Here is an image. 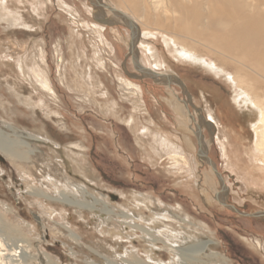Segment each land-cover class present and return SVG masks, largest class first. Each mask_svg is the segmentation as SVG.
Listing matches in <instances>:
<instances>
[{"label": "rangeland", "instance_id": "374dc122", "mask_svg": "<svg viewBox=\"0 0 264 264\" xmlns=\"http://www.w3.org/2000/svg\"><path fill=\"white\" fill-rule=\"evenodd\" d=\"M62 1L76 12V18L59 8L56 0H7L6 13H17L23 23L9 27L7 22H0V123L28 134L39 132L49 139L50 148L37 147L41 155L39 161L29 160L31 167L59 165L57 175L65 173L77 183L86 184L89 192L105 198L116 209L138 206L150 218L158 206L182 214L188 219L184 228L172 219L165 220V224L174 231L187 230L214 241L213 251L225 257L227 264H264V216L258 215L264 212V169L252 162L254 139L248 128L249 118L233 105L229 84L200 67L173 58L164 42L174 33L169 29L175 22L171 15L158 17L153 20L156 24L151 21V26L140 14L132 12L125 0H100L113 7L115 13L134 17L140 33L134 57L148 71L153 70L155 63L158 68L154 71L158 73L168 66L179 83L174 82L169 88L135 69L133 55L127 48L132 41L126 26L95 19L93 14L99 9L89 0ZM105 14L108 19L112 15ZM177 27L183 25L178 23ZM176 39L219 63L220 57L201 42L184 37ZM17 58L26 59V63L35 62L42 76L45 74L48 79L50 90L43 89L26 68L24 75H20L13 62ZM225 63L227 71L236 74L235 67L239 65L231 59H225ZM241 68L242 76L251 72ZM254 76L255 82L258 80L253 84V90H258L254 93L264 98V80ZM123 81L137 88L126 87ZM138 90L142 94L138 95ZM136 101L139 102L134 104ZM36 104L40 108H35ZM208 113L216 117L219 127H204L202 121L207 120ZM133 120L140 124L138 130L148 127L168 137H177L187 150L185 157L193 176L184 179L182 175H174L167 160L155 162L150 153L142 152L137 137L146 146L150 139L138 135L141 130L135 131ZM197 130L202 131L199 140L207 144L206 157L215 171L200 155ZM10 134L1 132L0 146L10 145L13 152H19L27 142L19 143V137ZM217 134L227 138L223 142L224 157L216 141ZM3 159L0 264H99L95 255L106 257L92 245L99 240L115 248L119 255L130 249L125 239L100 237L94 231L91 214H85L89 224L85 225L74 216V209L67 210L63 205L41 199L47 209L56 212L47 219L33 205L32 200L36 199L24 190L25 181ZM46 171L52 177L56 175L49 169ZM255 177H259L257 182ZM220 196L225 206L218 202ZM141 198L151 211L137 203ZM63 210L71 214L67 222L59 214ZM116 227L117 223L113 224L111 231H119ZM134 249L143 258L141 241L134 242ZM158 254L159 261H170L165 251Z\"/></svg>", "mask_w": 264, "mask_h": 264}, {"label": "bare ground", "instance_id": "6f19581e", "mask_svg": "<svg viewBox=\"0 0 264 264\" xmlns=\"http://www.w3.org/2000/svg\"><path fill=\"white\" fill-rule=\"evenodd\" d=\"M125 1L128 2L133 8L134 11L132 12H135L138 15L140 14V17L145 18L150 24L151 21L157 20V18L162 15H171L172 18H169L173 19L172 21L175 22H172L173 25L172 23L169 25V29L174 31L173 36L175 38L170 36L169 39L165 40L164 42L166 49L170 52V54H172L173 58L178 61L200 67L206 72L216 76V78H221L229 84L232 90L233 105H235L237 109L246 114L249 118L248 128L254 139V157H251L252 162L264 169V98L260 95L258 96L257 92L256 94L254 93V91L258 90H253V84L258 82V80L255 82L257 78L254 79V74L264 80V0ZM6 2L7 0H0V6H2L0 10V22H7L9 27L10 25L21 26L23 19L20 15L14 12L6 13ZM56 3L57 6L63 9L69 16L73 18L77 17L75 14L76 12L68 8L62 0H56ZM91 4L94 8L99 9L97 13L95 12L93 14L95 19L98 21L108 24L119 23L126 27L131 26L137 29V25L133 16L125 13V15L117 14L115 13L113 7L109 6L105 2L102 3L100 0H91ZM106 12L109 15L112 14L109 19L106 18V14L104 15ZM174 17L177 18L174 19ZM165 19L163 18V20ZM159 22L160 21L157 23ZM178 23L180 25L182 24L183 27L178 28ZM154 24H156V22ZM83 26H85V24ZM86 28H88V26ZM99 35L97 36L100 38ZM138 36H140L139 32ZM176 37L188 38L195 43L201 42L206 47L211 49L214 54L221 58H218L220 64L216 61L208 60L206 57L196 52L193 48L186 46L187 44L184 45V41L180 43ZM133 44H135V41L128 42L127 48L129 52L132 51V48L135 49ZM141 44L140 46H142ZM7 51L9 50L7 49ZM147 51L150 52L149 49H147ZM150 53H152V51ZM12 54H14V52ZM132 55V62L143 70L142 73L144 75L156 74L157 76H154L155 79L162 81L164 85L169 88L172 83H178V78L174 76L168 66L167 69H164L165 71H163V73H158L154 71L155 68H158L157 64L155 63L153 66L154 68H151V70H153L148 71L147 68L142 67V65H140L136 60L135 57L137 54L135 53V50L134 54ZM149 57L151 59L152 56ZM225 59L234 60L236 64L239 65V68H237V66L235 67V69H237L236 74L228 72L225 66H223ZM13 62H15V66L19 70L20 75H24L23 73L28 70L29 74H32L33 77L42 85L43 89L50 90L48 87L49 85L47 84L48 79L45 78V74V77L42 76L43 74L40 72L35 62L32 61L31 63H26V59L24 58H17L13 60ZM244 66L251 71L250 73H253L254 77L248 72L245 73V76H242L240 72L242 69L241 67L244 69ZM24 68H26V70ZM87 76L90 78L89 73ZM123 84L126 87L132 86L137 88V86L127 81H123ZM138 91V95L142 94L140 90ZM137 99L139 100V97ZM139 101L134 102V104ZM26 104L28 103L26 102ZM139 104H141V102ZM38 107V104H36L35 108ZM209 114L211 113H208L207 120L202 121L204 127L207 126L211 128L214 127V125L219 127L220 125L216 117L212 116V114ZM132 122L135 123V127L133 128L137 133L141 130V133L138 135L142 137L149 136L150 140L147 142V146L143 144L142 138L137 137L136 143L142 152L145 154L147 152V154L150 153L152 159L154 157V160H156L155 162H158L162 159H165V161L167 160V165L169 166L170 170H172L174 175H182L184 176V179L191 178L193 176L192 169L189 167L190 163L188 158L185 157L186 149L180 145L177 137H168L166 134H162L163 132L160 133L158 131H151L148 127H143L138 130V125L140 124H138L136 121L134 122V120ZM1 132L17 135L19 137V139L17 138L19 143L22 141L23 143L24 141L27 142L28 145L25 144V147L21 145L22 149H19V152H13L8 147L10 145L5 146L2 144V146H0V156L11 163V165L21 177L20 179L25 181H22L24 183L23 186L26 188L24 190H27L26 192L30 193L33 199H36L35 201L32 200L33 205L44 215H47V219H51V217L54 216L53 214L56 212L54 210L47 209L45 202H42L41 199H47V201H52L55 204L63 205L65 208H67V210L74 209V216H77L78 220H81L85 225L88 224V222L85 221V214H91V219L95 223L94 231L98 233L100 237L103 235H110L113 236L116 241L125 239L130 245V249L127 248L123 250L122 255H119L115 248L105 246V244H103V242L100 240L99 242L92 244L95 249H97V251H101V253L105 254L106 257L99 256V253L95 255L98 256V261L102 264H130V260L134 262L136 261L137 264H227L225 257L213 251L214 247L216 246L214 241L197 236L195 233H190L187 230L174 231L165 224V220L172 219L176 220L181 226H183L184 222L188 220L184 215L176 214V212L173 214L171 211L165 209H158L159 206L157 207V211H155L154 214L151 213L153 214L152 218L146 216L144 212L145 210L143 211L138 206L135 208L116 209L115 205L110 204V202L105 200V198H100L97 195L89 192L90 188L86 184L77 183L73 179L68 178L65 173L57 175L58 169L56 166L59 165H54L51 167L50 165H47V167L43 166L42 168V165L37 168L31 167L32 163L30 164L29 160H38L41 155V152L37 147H49V139H47L45 135H42L39 132L28 134L24 130L15 129L6 123H0V134ZM201 132L199 130L197 133L200 134ZM216 141L219 144L220 153L224 157L223 142L227 141V138L225 136L220 137V135L217 134ZM199 142V151L203 158V154L206 155L207 144H204V142L201 140H199ZM30 145H34L35 147H31ZM67 152L69 151H66V153ZM67 158L69 159V157ZM149 158L151 159V157ZM46 169L53 171L56 173V175H53L52 177V175H50ZM85 175L84 177L88 178L87 175ZM258 179L259 177H255L254 181L257 182ZM192 183L193 181L191 184ZM218 202L221 205L225 204L221 196L218 198ZM137 203L139 205L145 206L150 211L152 210L150 207H147L148 205L146 206V203L142 198L141 200H137ZM178 212L179 211H177V213ZM59 214L62 216L65 222L71 219V214L66 213L64 210ZM116 223V228H118L119 231L112 232L110 227ZM135 241H141L143 243V258L139 256L140 253L138 250L134 249ZM116 246L119 248L118 244ZM160 251H165L170 256L169 262L164 263L156 258V255H158L159 258L158 253ZM125 259H128L129 261H126Z\"/></svg>", "mask_w": 264, "mask_h": 264}, {"label": "water", "instance_id": "95a60500", "mask_svg": "<svg viewBox=\"0 0 264 264\" xmlns=\"http://www.w3.org/2000/svg\"><path fill=\"white\" fill-rule=\"evenodd\" d=\"M89 1L91 2V0H89ZM127 28L129 29V31L131 33V41H135L136 42L138 40V31H137V29L135 27H131V26H127ZM133 45L135 46V44H133ZM130 53L134 54V48H132V51ZM134 67L139 73H142L143 70L141 68L137 67V65H135V64H134ZM145 76H149L151 78H155L154 76H157V75L156 74H152V75L151 74H146ZM198 135H199V133H196V137H198V148L200 150V142H199V136ZM203 155H204V157H206L205 154H203ZM206 159H207L206 161H207L208 165H210L214 169V166L211 163V161L207 157H206ZM0 163H5L4 159L1 156H0ZM214 171H215V169H214ZM219 180H220V182L222 184V180L220 179V177H219ZM222 189H224V187H222ZM223 206H225V204H223ZM233 211H235V210H233ZM258 215L259 216H264V212H261Z\"/></svg>", "mask_w": 264, "mask_h": 264}]
</instances>
